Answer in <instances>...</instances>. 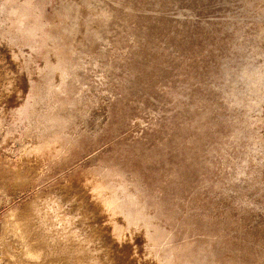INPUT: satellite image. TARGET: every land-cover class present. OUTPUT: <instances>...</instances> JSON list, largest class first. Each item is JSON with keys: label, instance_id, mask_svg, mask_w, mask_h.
<instances>
[{"label": "rangeland", "instance_id": "obj_1", "mask_svg": "<svg viewBox=\"0 0 264 264\" xmlns=\"http://www.w3.org/2000/svg\"><path fill=\"white\" fill-rule=\"evenodd\" d=\"M0 264H264V0H0Z\"/></svg>", "mask_w": 264, "mask_h": 264}]
</instances>
